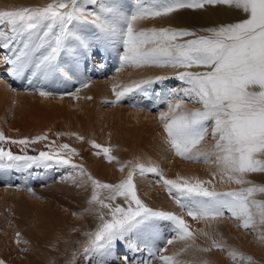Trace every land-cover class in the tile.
<instances>
[{
	"label": "snow or ice",
	"instance_id": "6c2138e0",
	"mask_svg": "<svg viewBox=\"0 0 264 264\" xmlns=\"http://www.w3.org/2000/svg\"><path fill=\"white\" fill-rule=\"evenodd\" d=\"M206 6H227L240 11L245 18L201 29L204 34L184 28L138 27L149 18ZM0 49L9 53L4 57L7 73L14 78L27 76L30 82L33 78L47 80L54 76L70 80L81 74V64H86L89 57L107 54L112 49L118 52L117 71L126 66L183 69L176 72L175 78L184 87L149 92L151 85L169 77L149 78L119 86V90L113 85L115 99L106 102L115 104L139 92L145 98H154L153 106L167 103L168 111L160 112L158 120L175 155L192 161L214 162L222 181L226 178L247 185L224 192L209 190L205 185L211 181L179 175L169 179L157 166L140 162L131 165L120 182L108 184L92 177L82 165L73 164L70 157L78 153L67 144L38 155L26 152L18 155L0 146V169L71 165L79 169L81 176H87L93 189L89 204L108 210L107 217L100 213L101 222L95 231L88 233L85 247V254L91 252L98 258V264H110L107 258L118 242H124L132 253L146 249L151 258L133 259L124 254L122 264H179L175 254L166 255L164 249L151 246L159 235L158 225L170 222L176 239L186 241L193 236L183 216L155 210L140 199L134 182L137 172L141 176L157 175V182L194 219L216 220L227 211L245 230L255 232L264 227V199L257 198V194H264V183L248 179L249 174H264V0H130L128 4L123 0H50L42 7L0 8ZM194 67L204 70H190ZM39 94L50 95L42 89ZM185 98L201 107L178 112ZM209 122L215 144L211 150L197 149L208 134ZM9 139L0 133V142ZM46 139V135H37L10 142L27 146ZM89 143L99 150L95 155L102 154L108 162L116 159L110 154V147L95 141ZM124 168L121 165L120 171ZM99 190L109 192V201L123 197L127 206L106 203ZM259 239L264 242V235ZM211 246L226 250L216 240H212ZM227 254L234 264H250L252 260L235 249H227Z\"/></svg>",
	"mask_w": 264,
	"mask_h": 264
},
{
	"label": "bare ground",
	"instance_id": "6f19581e",
	"mask_svg": "<svg viewBox=\"0 0 264 264\" xmlns=\"http://www.w3.org/2000/svg\"><path fill=\"white\" fill-rule=\"evenodd\" d=\"M47 1L49 0H0V8L29 7V6L38 7L39 5L45 4ZM123 2L125 4H128L130 0H123ZM243 18H245V16L242 15L240 11L230 9L227 6H206L203 9H179L176 12L169 14L168 16L152 18L153 20L148 22L142 21L138 25V27L139 28H152V27L184 28V29H189L191 31H195L197 32V34H204L203 32L200 31L201 29L237 22L238 20ZM191 38L192 37H184L182 39H191ZM105 56L108 55L101 53L95 57H89L86 63L87 70L83 69L84 63H82L81 74L73 76L72 79L70 80L63 78L62 76H54L47 80H39L33 78L36 82H38V85L41 86L40 88L43 91L50 93V95L41 96L39 93H37L36 96L35 94L31 93V96L38 102V103L35 102L36 105H38L43 110H45L49 115V119L47 118L46 120L52 119V121H50V124H54V127L60 128L64 133L67 134L65 135L66 138L64 141H66L67 143H72L74 144V146H80L77 148H80L82 150V155L85 158L90 159L92 153L91 151L98 149L93 148L91 145H90L91 147L90 146L87 147V145H89L90 142L88 138L90 134V129L89 126H87L88 124L85 123L79 124V122H84V121H80L83 118L84 120H87L86 121L87 123H92L90 125L92 126L97 125V127L94 128V130L95 133H97V135L99 136V137L97 136L98 139L100 140L99 142L102 143L105 147H108L109 145L112 146L114 150H112L111 154L113 153L118 157L117 159L111 162L106 161L107 163L106 166H108L109 168H105L101 164H98L100 163L99 159H95V164H91V166H89L94 171L96 177H98L101 182L108 184L111 183L116 184L120 182L122 179H120L119 176L122 173H125L127 175V171L129 167H131V165H134L137 161H139L140 163H143L145 165L151 164L157 166L162 171L163 175L169 179H175L178 175L190 179L191 178L197 179L199 178V176L203 177L206 179L204 181H211V183L207 185L212 189H216L217 191H220L219 187L221 186H232L235 184L233 182L228 181L226 178L223 181L221 180L219 170L215 163L211 165V162L205 163L203 162V160L199 162L198 161L191 162V160H187V159L181 160L180 158L179 160H177L178 157L172 156L171 153L168 150H166L167 149L165 147L166 140L164 137L161 139L159 136H157L158 141H152L153 143L156 144L149 145L146 140L151 134V131L147 129H149L151 125L150 129L152 130L153 128V130H155L158 127L157 125L158 121H155V119L152 117V113H147L148 110H146V113L143 110L144 113H142V111L140 112L139 108L133 105L132 107L130 106L126 108L120 105L121 104L120 101L115 104L113 103H109V104L110 107L111 106L113 107L121 106V107L112 109L109 112L103 111V109H101L99 104L101 102L111 101L115 99V96L113 94V85L118 86V90H119V86L129 85L132 84L133 82H139L144 79H149V78L154 79L156 77L171 72L170 69L171 67L129 66V71L125 76L123 77H121V75L118 76V78H116L113 82H110L109 85H107L106 83L103 84L102 82L99 83V82L88 81L87 79L93 76V74H91L93 72V69L95 68L103 69L104 67L107 68L106 61H109V58L106 57L107 60H105ZM114 58H115V54H112L110 65L113 63ZM64 62L67 63L66 60ZM101 63L103 64V67L99 66ZM199 69L203 70V68L197 69L196 67L192 68L191 70L197 71ZM25 78L28 79L27 76H25ZM159 83L161 85L160 87H158V89H156L157 85L155 86L156 83H154L148 88V91L162 92L170 88L179 89L185 86L179 80L173 83L171 81H162ZM83 84H87V86L86 87L82 86ZM4 86H0V99H3V96L5 97V95L8 94L6 89L7 87ZM74 86L75 88H73ZM136 95L138 97L139 95L143 96L141 93L137 92L130 94L125 99L129 101L131 97H135ZM143 98L145 97L143 96ZM161 99L163 100L164 97H161ZM174 100L175 99H173L172 101L173 103H175ZM149 102L153 104L154 98L152 100L149 99ZM192 104L195 103H192L191 101L190 102L184 101L182 108L178 109L177 111L179 112V111H183L184 109H191L193 107ZM41 105L43 107L49 108L50 110L43 108ZM156 105L161 106L157 114H159L160 112L168 111L169 106L167 103H159ZM102 111H103V115L100 117L101 119H106L105 123H101L99 120L95 119V115ZM75 112L78 114L74 115ZM4 117L5 116H2L0 118V126L2 125V123H4ZM73 117H75L76 123H74ZM154 123L155 125H153ZM9 125L12 128L13 127L19 128V131L20 129L21 131L23 130V132L27 136H30L31 134L30 132H27L28 130L27 128L30 127L26 123L11 121V124ZM101 126H103V128H100ZM207 127H208V134L204 137L201 143L197 145V149L209 150L210 147L209 146L206 147L205 144L212 143L213 140H215L211 132L212 129L211 122L208 123ZM107 129L109 131L106 132ZM70 130H73L75 132H72ZM0 133H3L5 137H9L6 135V133L8 134V132L4 131L3 129L2 130L0 129ZM19 134L21 135L22 133H18V136ZM79 134L82 135L83 140L77 139V136H80ZM99 142L97 141V143ZM114 144H116V147H114ZM171 157H172V161L171 163H169L170 161L169 159ZM212 158L214 161L215 157L213 156ZM120 162H122L123 164H120ZM121 165L125 166L124 171H120ZM76 169L78 168H71L69 170H66L64 173H62V175L65 174L69 175L68 177H70V179L71 178L73 179V177L70 176L71 173L72 175H75L74 178L77 179V181L76 182L73 181L74 186L70 187L71 185L70 183L62 186L56 185L53 188L55 194H52L51 192L48 193L45 190L42 191L40 190L39 193L38 192L35 193V194L38 193V196L46 197L48 199L47 209L49 210V213L48 211L37 209L38 212L43 216V221H42L44 222L43 224L47 225L50 222L51 228H54V232L51 234L49 232H51L52 230H49V232H47L48 231L47 229L45 232L49 234L44 232L45 237L48 240L52 239V237H57L58 239L63 240V236L65 235L64 239H66V245L69 243L68 247L64 248L63 251L61 249L56 250L58 258H60L62 254L61 257L62 259L59 260L53 259V261H57L56 262L57 264H72L74 260V256L76 254L75 250L81 247L82 244L85 242V240H87L88 232L91 229L95 230L96 227L98 226L97 224L98 217L95 212L96 210L94 209L93 204H89V200L92 195V193H90V190L92 189V184L90 181H88L85 178V176H81L79 174V170ZM29 173L31 172H28V174ZM214 173L215 175H213ZM28 174L26 176H28ZM96 177L94 176L95 179H97ZM28 178L30 177L28 176ZM158 179H159L158 176L152 173H146L143 176H141L138 172L134 174V182L136 184L137 194H139L144 201L149 202L151 204L150 205L151 208L155 210L170 211L180 215V213H178L179 206L169 196L163 184L157 182ZM103 193H104L102 195L103 197L106 196L107 193L109 195V192L107 190H104ZM63 196L70 199L71 202L64 200ZM117 198H120V200L124 202L123 197H117ZM55 203L56 205L64 206L67 210L74 212L78 216H81V228H76L67 221L69 217L68 214H67L68 217L66 216V214H62L63 219H60L61 217L58 216L59 212L58 211L56 212V208L52 209V206ZM35 206L37 208V203H35ZM21 207L24 208V210L27 212V208L24 205H19L18 210ZM104 212L105 215H108L107 209H104ZM189 219H190L188 220L189 222L187 221L188 225H196V231L189 228L190 232L193 233L192 238L186 241L176 239V242L178 244L175 245L174 242L172 244L173 246L175 245L174 248H172L175 251H171L172 249L170 250L169 248L170 251H166L164 253L166 255L175 254V258L177 261H179V264H198L199 257H201L202 260L208 259L207 254L212 253L213 248L211 246L208 233L204 229L205 227L212 230V232L215 235V238L216 239L220 238L221 243H223L224 245L226 244V241L231 244V241L227 240L228 238H231L230 234H228V227L231 224H233L232 221L234 219H231L229 213H225L223 217L217 218L216 220L194 219L190 216ZM53 225L56 227H52ZM224 225H227V227H224ZM64 228L70 230H67L68 232L65 233ZM159 230L162 229H158V231ZM168 230H169V226H168ZM237 235L239 236L236 237L235 240L241 241V237H240L241 234L237 233ZM34 238L39 242L34 247H40L41 250L45 251L44 255H46V253H48L49 251L46 246L47 245L46 238L44 239L42 237H34ZM26 239L29 241L30 237H26ZM154 244H156V240L153 241L151 244L153 248H154ZM250 246L258 251L264 250V247L257 245L255 240L254 241L251 240ZM121 247L123 250L122 255L127 254L129 256V253H132L124 246V242H122ZM205 248L210 249V251L207 252L203 251L204 254L200 255L202 249ZM143 252L148 253L146 249L143 250ZM114 253L116 256L117 254L118 255L121 254L117 252ZM140 253L142 252H139V254ZM39 255L40 254L38 253L36 255H31L29 263L44 264V261L40 259L41 257ZM218 255H222L224 259H220L219 261L217 259ZM218 255L216 256V261L219 264H234V262H228L227 259L228 254L226 252ZM229 260H231V258Z\"/></svg>",
	"mask_w": 264,
	"mask_h": 264
},
{
	"label": "rangeland",
	"instance_id": "374dc122",
	"mask_svg": "<svg viewBox=\"0 0 264 264\" xmlns=\"http://www.w3.org/2000/svg\"><path fill=\"white\" fill-rule=\"evenodd\" d=\"M49 2H50V0L47 1L45 4L39 5L38 7H42ZM151 20H153V19L149 18V19L145 20V22H148ZM119 51L122 52L123 48L120 47ZM8 54H9L8 50L0 49V86L5 85L7 87L6 89L8 92V94L5 95V97L3 96V99H0V113H1L0 118L2 116H5L4 117V123H2V125L0 126V129L7 131L8 134L6 133V135L9 136L8 138H10L8 141L0 142V146L4 147L6 150L12 151L14 154H18V155H23L25 152L28 155H38L39 152H41V151L47 152V151H50L51 149L58 148V146L61 144H67L71 148H75L77 150V153H78L77 155H72L70 157L72 163L76 164V165H82L84 167V169L86 170V172L91 174V176L96 177V174L94 173V171L89 167V166H91V164H95V159H99L100 163H98V164H101L105 168H109L108 166H106L107 163H106V160L104 159L102 154L99 156L94 154L96 151H99V150L91 151L92 153H91L90 159L85 158L82 155V150L80 148H77L80 146H74V144L67 143L66 141H64L66 138L65 135H67V134L64 133L60 128L54 127V124H50V121H52V119L46 120L47 118L49 119V115L47 114V112L45 110H43L41 107L36 105L35 102H37V101L31 96V93L36 95L37 93H39V90H41V88H40L41 86H39L38 82H36L34 80L35 78L32 80L33 82L32 81L30 82L29 79H26L25 77L14 78V77H11L7 73L8 65L5 63L4 57ZM112 54H115V58H116L118 56L117 50L112 49L109 53L106 54L108 56H105V60H107L106 57L109 58V61H106L107 62L106 67L107 68L104 67L103 69L102 68L93 69V72L91 73V74H93V76H91V77L89 76L90 78L87 79L88 81L99 82V83L102 82L103 84L106 83L107 85H109L110 82H113L116 78H118V76L121 75V77H123L128 73L129 66L120 68V71L116 70L117 67H119L118 57L116 58V60L114 58L113 63L110 65V60H111ZM112 60H113V58H112ZM86 67H87L86 64H83L84 70H87ZM170 69H171V72L166 73L164 75H161L159 77H169L168 79H166L164 81H171L173 83V82H176L178 80L175 78L176 72L183 71V69H177V68H170ZM203 70L199 69L197 71H203ZM34 81H35V84H34ZM160 85L161 84L159 82H157L155 84L156 89H158V87H160ZM73 88H75V86ZM11 91H12L13 95L11 94ZM139 98H141V99H139ZM122 101H121L120 105L123 107H126V108L130 107V106L132 107V105L135 106L138 104L139 106H135V107L139 108L140 112L142 111V113H144V111H145V113H146V110H148L147 113H152V117L155 119V121H158L157 122V125H158L157 128L158 129L156 128L155 130H153V128H152V130H151L150 129L151 125H150L149 129H147V130L151 131V134L149 135V137L146 140L149 145L156 144V143H153L152 141H158L157 136H159L161 139L163 137L165 138L166 134L163 131V127H162L161 122L158 120V114H157L158 110H159V108H161V106H158V105L153 106V104H151L149 102L148 98H143V96H141V95H139V97L137 95L135 97H131V99L129 101L126 99H124ZM185 101L190 102V100H188L187 98H185ZM141 103H142V105H141ZM192 105H193V107H192L193 109L201 107L199 104H192ZM99 106L105 112H109L112 109H116L118 107H121V106H115V107L111 106L110 107V104L107 102H101L99 104ZM43 108L50 110L47 107H43ZM103 111L100 113H97L95 115V119L99 120L101 123L106 122V119H101V117H100L103 115ZM2 113H4V114H2ZM77 114L78 113L75 112L74 115H77ZM155 114H157V115H155ZM73 119H74V123H76L75 117H73ZM82 119L80 121H84V122H79V124H84V123L88 124L87 126H89V129H90V134L88 136L89 140L95 141V143H97V141L99 142L100 141L98 139L99 136L97 135V133H95V130H94V128H96L97 125L92 126V125H90L92 123H87L86 122L87 120H84V119L82 120ZM11 121H13V122L17 121L19 123H26L30 127V128H27L28 129L27 132L31 133L30 136L25 135V133L23 132V130L21 131V129H20V131H21L20 132L19 128H17V127L12 128L9 125V124H11ZM153 125H155V123ZM2 126H4L5 128ZM100 128H103V126H101ZM11 130H13L14 132ZM70 131L75 132L73 130H70ZM107 131H109V130L107 129L106 132ZM18 133H22L21 134L22 137L20 134L18 136ZM23 133H24V136H23ZM9 134H11V135H9ZM15 134H16V136H15ZM37 135H46L47 139L41 140V141H36L35 143L29 144L27 146L19 145V144H12L10 142V140H19V139H23L25 137L31 139ZM79 135L82 136L81 134H79ZM76 142H77V139H76ZM97 144L104 146L100 142ZM214 144H215V140H213L212 143H206L205 145H206V147L209 146L210 147L209 150H211ZM90 145L91 144L89 143V145H87V147ZM108 147L111 148V152H112V150H114L112 148V146L109 145ZM114 147H116V144H114ZM165 147L167 148L166 150H168L172 156L178 157L169 148L167 143H166ZM112 156H115L116 159L118 158L115 154H113ZM179 158L181 160L183 159L181 157H178L177 160H179ZM169 160H170L169 163H171L172 157ZM212 160H213V158H212ZM199 161H202V160H198V162ZM137 162H139V161H137ZM191 162H194V161L191 160ZM120 164H123V163L120 162ZM213 164H214V162H211V165H213ZM71 168H73V167H71V165H65V166H54V167H50V168L33 166L31 168L0 169V246H1L0 247V261H2L3 264H30L29 262H30L31 255H36L37 253L40 254L39 256L41 258L40 257L39 258L44 261V264H57L56 263L57 261H53V259H55V260L62 259L61 258L62 254H61L60 258H58L56 250L61 249L63 251L64 248L68 247L69 243L66 245V239H64L65 235L63 236V240H60L57 237H52V239L48 240L45 237V233L49 232V230H52L51 232H49L50 234L53 233L54 228H51L50 222L47 225L43 224L44 222H42L43 216H42V214H40L38 212L37 209H42L44 211H48V213H49V210L47 209L48 208L47 207L48 199L46 197L38 196V193L40 190L41 191L45 190L48 193L51 192L52 194H55L54 193L55 191L53 188L56 185L62 186V185H67L68 183H70L71 184L70 187L74 186L73 181H75V182L77 181V179L74 178L75 175H72V173L71 174L69 173L70 176L73 177V179L72 178L70 179V177H68L69 175H66V174L62 175V173H64L66 170H69ZM76 170H79V169H76ZM27 171L31 172V173L28 174ZM67 172H69V171H67ZM24 173H26V174H24ZM27 174L30 178H28V176H26ZM25 176H26V178H25ZM119 177H120V179H123L126 177V174L122 173ZM85 178L87 179V176H85ZM96 178L98 180H100L98 177H96ZM197 179L206 180L205 178L200 177V176ZM248 179L252 180L253 182L258 183V184L264 183V174H259V173L249 174ZM111 184H115V183H111ZM155 187H158V186H155ZM205 187L209 188V190H213L207 184L205 185ZM242 187H247V185H240V184L235 183L232 186H221V187H219V189H220L219 192H224L225 190L226 191L235 190V189H239ZM29 189H31V191H29ZM92 190L93 189L90 190V193H92ZM214 190H216V189H214ZM103 191L104 190H99V194H100L101 199H104L106 203H112V204L114 203L113 206H115L116 204H120V205L125 206V207L127 206L124 204V202L122 200H120V198H116V200L114 202L109 201L107 199V197L109 196L108 193L106 196H104V197L102 196L105 193V192L103 193ZM36 192H38V193L35 194ZM138 196L140 197L141 200H143L139 194H138ZM257 198L258 199H264V194H257ZM63 199L68 201V202H71L70 199H68L64 196H63ZM35 203H37V208L35 206ZM144 203H146L147 205H149V207H151L150 206L151 204L149 202L144 201ZM19 205H24L27 208V212L22 207L18 210ZM93 207L96 210L95 212H96L97 217H98V219H97L98 223L97 224L99 225L101 222L99 215L101 212H103L105 215V212H104V209L100 208L99 205L93 204ZM53 208H56V212L57 211L59 212L58 216L61 217L60 219H63L62 214H66L67 217L69 215L67 221L72 226H75L76 228H81V216H78L74 212L67 210L64 206L56 205V203L52 206V209ZM60 211H61V213H60ZM178 213H180V215L184 217L186 222L188 220H190L189 216L187 215L185 210H182L179 208ZM225 213H228V212L225 211ZM106 216L107 215H105V217ZM231 219H233V218H231ZM232 222H233V224H231L228 227V234H230L231 238L227 239L228 241H231V244L225 240L226 241V244H225L226 250L225 251H220L218 249L213 248L212 253L207 254V257H208L207 260H202L201 257L198 258V260H199L198 264H205V262H206V264H219L216 261V256L218 254H221V253H225V252L227 253V249H235L238 252L244 254L245 256H250L252 258L250 264H264V250L258 251L256 249H253L250 246L251 240L252 241L255 240L257 245L264 247V242H262L259 239L260 236L264 235V227H262L261 229L254 232L251 229L245 230V229L239 227L238 226L239 221L236 219H234ZM218 223H219V221H218ZM168 226H169V230H168ZM52 227H56V226L53 225ZM188 227L196 231V225H188ZM224 227H227V225H224ZM47 229H48V231L45 232ZM158 229H162V230L158 231L159 236H157L158 239L156 238V244H154V248L155 249H164V253L166 251H170L172 248H174V246L176 244H178L176 242L175 233L171 230L172 229L171 223L170 222H167V223L161 222L158 225ZM204 229L208 233L210 242H212V240H216V241L221 243L220 238L219 239L215 238V235L212 232V230H210L209 228H206V227ZM67 230H70V229L64 228L65 233L68 232ZM93 231H95V230L91 229L88 233L93 232ZM17 233H19V242H17ZM49 233H47V234H49ZM237 233L241 234L240 235L241 241L235 240L236 237L239 236V235H237ZM26 237H30V240H29L30 242L26 239ZM34 237H42L43 239L46 238V240H47L46 246L49 250L48 253H46V255H44L45 251L41 250L40 247H34L37 243H39ZM66 238H67V236H66ZM174 238H175V240H174ZM169 239H173V242L175 244L174 246L172 245L173 243H171V244L166 243V241ZM87 241H88V238H87V240H85V242L82 244L81 247H79L77 250H75L76 254L74 256V260H73L72 264H98V258L96 256H94L91 252H89L87 255L85 254V247L87 246ZM79 245H80V243H79ZM121 246H122V242H118V246H117L116 250L114 251V252L121 253V254H119V255L117 254V256H116L115 253L113 252V254L107 258L109 260L110 264H122L121 257H122V253H123L122 251L123 250H122ZM169 248H170V250H169ZM171 251H175V250L172 249ZM145 254L148 255V253H144V252H142L140 254H139V252L138 253H129V257L133 258V259H135V258H149V259H151L150 257H148ZM159 254L160 253L157 252V255H159ZM203 254H204V252L201 251L200 255H203ZM217 259L220 261V259H224V258L222 257V255H218ZM227 259H228V262H233L232 259L229 260L230 259L229 256H227ZM153 263L155 264V262H153Z\"/></svg>",
	"mask_w": 264,
	"mask_h": 264
}]
</instances>
